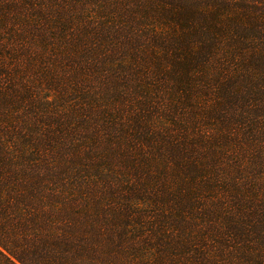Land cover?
Instances as JSON below:
<instances>
[{"label": "trees", "instance_id": "trees-1", "mask_svg": "<svg viewBox=\"0 0 264 264\" xmlns=\"http://www.w3.org/2000/svg\"><path fill=\"white\" fill-rule=\"evenodd\" d=\"M0 264H264V0H0Z\"/></svg>", "mask_w": 264, "mask_h": 264}]
</instances>
